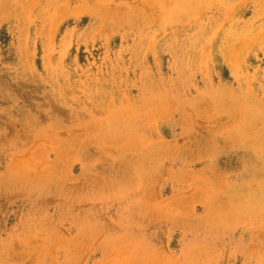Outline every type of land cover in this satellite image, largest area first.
I'll return each mask as SVG.
<instances>
[{
  "label": "rangeland",
  "instance_id": "obj_1",
  "mask_svg": "<svg viewBox=\"0 0 264 264\" xmlns=\"http://www.w3.org/2000/svg\"><path fill=\"white\" fill-rule=\"evenodd\" d=\"M0 264H264V0H0Z\"/></svg>",
  "mask_w": 264,
  "mask_h": 264
}]
</instances>
